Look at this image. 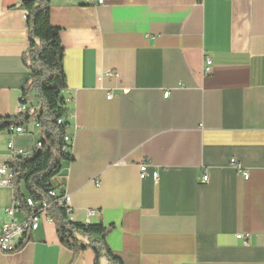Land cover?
Listing matches in <instances>:
<instances>
[{
	"label": "crops",
	"instance_id": "crops-1",
	"mask_svg": "<svg viewBox=\"0 0 264 264\" xmlns=\"http://www.w3.org/2000/svg\"><path fill=\"white\" fill-rule=\"evenodd\" d=\"M22 1L0 0V118L19 114L31 78ZM97 1L51 0L74 99V161L51 183L73 221L109 228L125 264H264V0ZM24 129L0 132V166L33 153L39 128ZM14 199L0 185V225L27 220L8 215ZM95 258L88 247L73 264ZM73 259L45 211L17 251H0V264Z\"/></svg>",
	"mask_w": 264,
	"mask_h": 264
},
{
	"label": "trees",
	"instance_id": "trees-1",
	"mask_svg": "<svg viewBox=\"0 0 264 264\" xmlns=\"http://www.w3.org/2000/svg\"><path fill=\"white\" fill-rule=\"evenodd\" d=\"M19 8L27 15L28 52L22 60L31 73L22 95L34 97V102L29 104L24 113L0 118V132L24 128L35 121L42 147L33 149L29 157L15 160L14 165L19 171L13 181L15 199H24L20 192V183L23 181L29 197L39 205L36 208L24 206L23 210L27 216L40 215L44 211L47 213L56 225L60 243L74 254L71 264L88 247H92L95 253V264H100L102 257H106L110 264H125L106 242L109 228L71 221L66 208L58 204L64 193L59 192L57 197L50 196V192L56 190L52 186V179L61 173L64 163L74 161L71 151H64V139L70 128V108L64 95L67 88L64 46L60 29L51 21V0H23ZM44 203H47L45 209ZM79 236L95 237V240L86 243Z\"/></svg>",
	"mask_w": 264,
	"mask_h": 264
},
{
	"label": "built area",
	"instance_id": "built-area-1",
	"mask_svg": "<svg viewBox=\"0 0 264 264\" xmlns=\"http://www.w3.org/2000/svg\"><path fill=\"white\" fill-rule=\"evenodd\" d=\"M98 4H102L103 0H98ZM207 67H206V73L211 72V65L212 61L210 59L207 60ZM109 76H114L116 75L115 72H110L108 73ZM170 95L169 92H166L164 94L165 98H168ZM112 94H109V98H112ZM67 103L70 105L73 103L74 99L71 97H67ZM30 104L29 98L23 97V95L20 98V103H19V113H24L27 111L28 107ZM70 116V114H69ZM61 123V121H59ZM17 133H23L25 131L24 128L22 127H17L15 129ZM65 147L64 151H71V146H72V141L73 138L70 134H67L65 136ZM42 147L41 142H38L35 145V149H40ZM33 152V151H32ZM32 153L28 151H18V152H13L12 153V158L10 161L2 164L0 166V185L2 186H10L13 187V181L15 180L16 177L19 175V171L17 167L14 165V162L17 158L19 157H29L31 156ZM231 164L238 169V171L243 175L244 179L247 180L249 178V171L242 169L241 166L236 164L235 160L231 161ZM207 177L203 178V181H206ZM50 196L52 197H57L59 196V193L57 190L51 191ZM58 204L64 208H66L67 214L69 215V219L73 221L71 214L72 210L70 207V196L68 194H63L62 197L59 199ZM27 206L29 208H36L39 207V205L36 204V202L30 198H24L23 201L14 199V204L8 211L9 216H13L17 211L23 210V207ZM47 207V203L43 204V208L45 209ZM40 223V215H30L27 216V220L23 223H18L15 221H11L10 223H3L0 225V251L6 254L15 252L19 249L20 247V241L25 239L28 234L31 231L36 230L39 227ZM238 239L244 240L245 243L248 242L249 235H238Z\"/></svg>",
	"mask_w": 264,
	"mask_h": 264
},
{
	"label": "rangeland",
	"instance_id": "rangeland-1",
	"mask_svg": "<svg viewBox=\"0 0 264 264\" xmlns=\"http://www.w3.org/2000/svg\"><path fill=\"white\" fill-rule=\"evenodd\" d=\"M89 248L92 249V247H89ZM101 264H105V260L104 259L102 260Z\"/></svg>",
	"mask_w": 264,
	"mask_h": 264
},
{
	"label": "bare ground",
	"instance_id": "bare-ground-1",
	"mask_svg": "<svg viewBox=\"0 0 264 264\" xmlns=\"http://www.w3.org/2000/svg\"><path fill=\"white\" fill-rule=\"evenodd\" d=\"M23 128V127H22ZM16 129V128H15ZM40 142V141H39ZM34 150H35V146H34V148H33Z\"/></svg>",
	"mask_w": 264,
	"mask_h": 264
}]
</instances>
